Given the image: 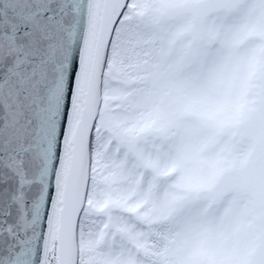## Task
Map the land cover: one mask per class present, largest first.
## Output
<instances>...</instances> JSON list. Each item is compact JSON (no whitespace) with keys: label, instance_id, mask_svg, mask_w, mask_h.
Returning <instances> with one entry per match:
<instances>
[{"label":"rangeland","instance_id":"obj_1","mask_svg":"<svg viewBox=\"0 0 264 264\" xmlns=\"http://www.w3.org/2000/svg\"><path fill=\"white\" fill-rule=\"evenodd\" d=\"M110 48L79 264H147L157 224L162 264H264V0H131Z\"/></svg>","mask_w":264,"mask_h":264},{"label":"water","instance_id":"obj_2","mask_svg":"<svg viewBox=\"0 0 264 264\" xmlns=\"http://www.w3.org/2000/svg\"><path fill=\"white\" fill-rule=\"evenodd\" d=\"M129 0H105L84 105L70 139L56 245L78 264V223L110 45ZM91 0H0V264H42Z\"/></svg>","mask_w":264,"mask_h":264},{"label":"bare ground","instance_id":"obj_3","mask_svg":"<svg viewBox=\"0 0 264 264\" xmlns=\"http://www.w3.org/2000/svg\"><path fill=\"white\" fill-rule=\"evenodd\" d=\"M104 1L105 0H91L84 56L76 80L75 89L73 92L72 104H71V112L66 125L67 137L62 152L58 193L56 195V200L53 208V213H52L53 216H55V214L59 212L61 206L62 178L65 173V170L68 169L69 166L68 158L71 154L70 136L77 124V121L79 120L81 108L84 105L87 81L90 75L92 59L94 56V49H95V43L99 30V24L105 10ZM76 111H78V118L76 117ZM42 264H45V258Z\"/></svg>","mask_w":264,"mask_h":264},{"label":"trees","instance_id":"obj_4","mask_svg":"<svg viewBox=\"0 0 264 264\" xmlns=\"http://www.w3.org/2000/svg\"><path fill=\"white\" fill-rule=\"evenodd\" d=\"M135 6H139V5H135ZM137 9V8H135ZM136 11H140V10H136ZM142 33H139L137 36H133V41L131 43V45H133L134 49L138 51L139 55H141L145 49V43H146V39L145 37L141 36ZM136 51V52H137ZM122 54V52H121ZM117 59V57H115L113 60ZM109 62V61H108ZM137 63V61H134ZM114 69L112 68L113 73H115V77L119 78V82L124 83V84H131V88H133L132 82L135 78H137L138 76L133 75L132 77H120L122 74L128 73V71L130 69H132L133 66H131L130 64L127 65L125 63V60L117 59V61L114 64ZM117 74L119 76H117ZM127 78V79H126ZM115 85L119 86L118 82L115 81ZM131 88L128 89L126 88L125 94L123 95L125 98L127 96V94L129 93V91H131ZM128 89V90H127ZM153 238L152 241L150 242L149 245H147L144 250L146 251V259H148L149 261L147 262V264H162L163 261L166 262V260L168 259L167 257H165V243H163V237H162V231L166 234L169 235V239H173L174 238V233L169 230L167 228V226H165L164 224L161 226H157L155 227V229L153 230ZM161 235V236H160ZM155 256L157 257V262L155 263L153 258H155ZM171 264V263H170Z\"/></svg>","mask_w":264,"mask_h":264},{"label":"built area","instance_id":"obj_5","mask_svg":"<svg viewBox=\"0 0 264 264\" xmlns=\"http://www.w3.org/2000/svg\"><path fill=\"white\" fill-rule=\"evenodd\" d=\"M49 264H57V254L54 250H50L47 254Z\"/></svg>","mask_w":264,"mask_h":264},{"label":"flooded vegetation","instance_id":"obj_6","mask_svg":"<svg viewBox=\"0 0 264 264\" xmlns=\"http://www.w3.org/2000/svg\"><path fill=\"white\" fill-rule=\"evenodd\" d=\"M110 203V202H109Z\"/></svg>","mask_w":264,"mask_h":264}]
</instances>
